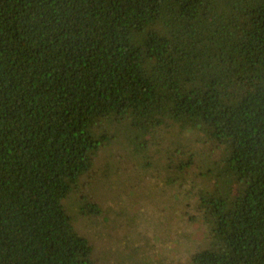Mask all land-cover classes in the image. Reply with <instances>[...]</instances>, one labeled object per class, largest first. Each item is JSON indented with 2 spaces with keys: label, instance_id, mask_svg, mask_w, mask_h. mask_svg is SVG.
<instances>
[{
  "label": "trees",
  "instance_id": "obj_1",
  "mask_svg": "<svg viewBox=\"0 0 264 264\" xmlns=\"http://www.w3.org/2000/svg\"><path fill=\"white\" fill-rule=\"evenodd\" d=\"M117 146L203 180L190 264H264V0H0V264H97L66 200Z\"/></svg>",
  "mask_w": 264,
  "mask_h": 264
},
{
  "label": "rangeland",
  "instance_id": "obj_2",
  "mask_svg": "<svg viewBox=\"0 0 264 264\" xmlns=\"http://www.w3.org/2000/svg\"><path fill=\"white\" fill-rule=\"evenodd\" d=\"M114 149L100 151L93 191L89 183L90 191L66 200L97 264H190L209 243L199 204L203 180L169 184L163 169L141 170L138 161L124 158V148ZM81 194L97 205L95 213Z\"/></svg>",
  "mask_w": 264,
  "mask_h": 264
}]
</instances>
